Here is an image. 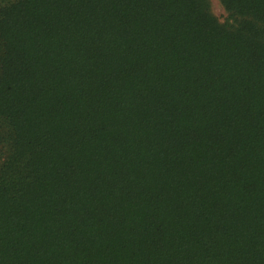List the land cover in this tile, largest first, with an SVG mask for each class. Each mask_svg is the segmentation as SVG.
Segmentation results:
<instances>
[{"label": "trees", "instance_id": "1", "mask_svg": "<svg viewBox=\"0 0 264 264\" xmlns=\"http://www.w3.org/2000/svg\"><path fill=\"white\" fill-rule=\"evenodd\" d=\"M0 0V264H264V0Z\"/></svg>", "mask_w": 264, "mask_h": 264}, {"label": "rangeland", "instance_id": "2", "mask_svg": "<svg viewBox=\"0 0 264 264\" xmlns=\"http://www.w3.org/2000/svg\"><path fill=\"white\" fill-rule=\"evenodd\" d=\"M209 8L211 14L216 18V20L223 25L234 26L236 21L231 20L228 14L224 11L222 5L218 0H208ZM5 157V150L0 149V162Z\"/></svg>", "mask_w": 264, "mask_h": 264}]
</instances>
